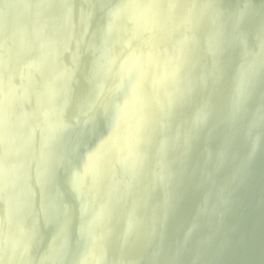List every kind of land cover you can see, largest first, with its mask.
<instances>
[{
    "label": "water",
    "instance_id": "95a60500",
    "mask_svg": "<svg viewBox=\"0 0 264 264\" xmlns=\"http://www.w3.org/2000/svg\"><path fill=\"white\" fill-rule=\"evenodd\" d=\"M0 264H264V0H0Z\"/></svg>",
    "mask_w": 264,
    "mask_h": 264
}]
</instances>
